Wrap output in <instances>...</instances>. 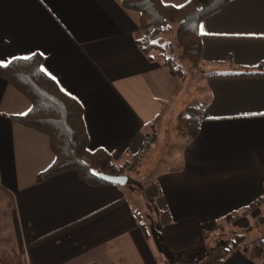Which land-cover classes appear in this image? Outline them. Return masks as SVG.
I'll return each instance as SVG.
<instances>
[{
  "label": "crops",
  "instance_id": "0c3cea01",
  "mask_svg": "<svg viewBox=\"0 0 264 264\" xmlns=\"http://www.w3.org/2000/svg\"><path fill=\"white\" fill-rule=\"evenodd\" d=\"M198 32V132L161 158L141 194L73 170L37 181L54 160L49 136L19 120L30 101L0 76V249L25 264H264V0H229ZM141 33L121 0H0V65L38 54L81 105L88 150L115 163L165 120L176 131L183 106L179 78L143 51Z\"/></svg>",
  "mask_w": 264,
  "mask_h": 264
},
{
  "label": "trees",
  "instance_id": "16d2710c",
  "mask_svg": "<svg viewBox=\"0 0 264 264\" xmlns=\"http://www.w3.org/2000/svg\"><path fill=\"white\" fill-rule=\"evenodd\" d=\"M229 0H187L182 7L165 4L161 0H121L123 7L139 13V29L142 32L138 43L146 53L159 49L155 36L172 30L183 60L195 68L200 62V34L198 24L205 16L225 5ZM41 57L33 54L14 58L0 65V76L23 93L30 101V109L18 116L23 123L44 131L49 136L53 162L42 171L37 181L48 176L73 170L79 178L89 184L111 183L100 179L97 172L125 174L139 161L138 154L133 163L117 164L111 154L103 149L87 148V133L82 118L81 105L64 93L40 67ZM162 65L182 78L180 66L173 60L162 57ZM260 72H249L259 74ZM203 117L201 106L187 105L177 115L176 130L188 139L193 138ZM153 140V135L143 141V149ZM128 183V177L126 180ZM257 219H264V214ZM235 237H243L238 235ZM165 253V248L160 246ZM189 251L187 253H192ZM184 257V256H181ZM185 262H182L183 264ZM0 264H25L20 254L0 249Z\"/></svg>",
  "mask_w": 264,
  "mask_h": 264
},
{
  "label": "rangeland",
  "instance_id": "374dc122",
  "mask_svg": "<svg viewBox=\"0 0 264 264\" xmlns=\"http://www.w3.org/2000/svg\"><path fill=\"white\" fill-rule=\"evenodd\" d=\"M154 40L158 45H160L159 49H153L157 51V53H154L155 56L158 54V56L169 58L173 60L176 66H180L182 78L180 80V87L177 98L179 99L178 102H181V104L183 105L181 110L182 112L185 106L191 105L192 103V96H194L195 89L198 85V67L195 68L190 63L181 58L180 48L178 47L174 39L172 30L157 34ZM170 115H173V113H170L169 116ZM176 118L177 116H175V121ZM165 121L166 122L163 124L162 134L159 135L158 131H156V134H152V142L147 145V148H144L143 151L138 154L139 162L137 164H134L131 170L125 173V175H127L128 177L127 186L134 188L136 191H138L139 194L143 193L141 189L144 185V180L148 178L149 174L155 172V170L160 167V164L162 163L161 158L165 157L169 152H173L175 149H177L175 145H177V143H181V141L179 140L181 137L183 139H187V137L182 136L177 130H172L174 123L173 120L167 119ZM156 125H158L159 127L160 122H156ZM124 161L133 163V157H127V160ZM120 162L121 163L117 164H122V161ZM143 206L144 207L141 206V208L143 211H145L146 206ZM138 211H140V209ZM150 217L154 219L152 213ZM155 231H157V234L161 236L160 230L157 229Z\"/></svg>",
  "mask_w": 264,
  "mask_h": 264
},
{
  "label": "water",
  "instance_id": "95a60500",
  "mask_svg": "<svg viewBox=\"0 0 264 264\" xmlns=\"http://www.w3.org/2000/svg\"><path fill=\"white\" fill-rule=\"evenodd\" d=\"M97 175L103 181L111 182L119 185L125 184L127 180V175L125 174H107L99 171L97 172Z\"/></svg>",
  "mask_w": 264,
  "mask_h": 264
},
{
  "label": "snow or ice",
  "instance_id": "6c2138e0",
  "mask_svg": "<svg viewBox=\"0 0 264 264\" xmlns=\"http://www.w3.org/2000/svg\"><path fill=\"white\" fill-rule=\"evenodd\" d=\"M179 7H182V5H180ZM203 25H201V31H203ZM153 43H155V41H153Z\"/></svg>",
  "mask_w": 264,
  "mask_h": 264
}]
</instances>
